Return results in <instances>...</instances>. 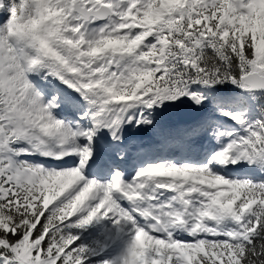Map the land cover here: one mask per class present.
<instances>
[{"label": "snow or ice", "instance_id": "obj_1", "mask_svg": "<svg viewBox=\"0 0 264 264\" xmlns=\"http://www.w3.org/2000/svg\"><path fill=\"white\" fill-rule=\"evenodd\" d=\"M0 264H264V0H0Z\"/></svg>", "mask_w": 264, "mask_h": 264}]
</instances>
